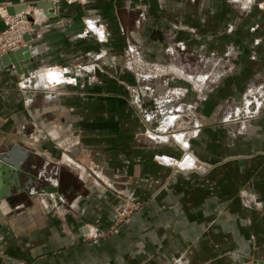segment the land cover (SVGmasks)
I'll return each instance as SVG.
<instances>
[{
    "label": "crops",
    "instance_id": "obj_1",
    "mask_svg": "<svg viewBox=\"0 0 264 264\" xmlns=\"http://www.w3.org/2000/svg\"><path fill=\"white\" fill-rule=\"evenodd\" d=\"M42 2H54L55 21L31 8ZM19 5L42 19L30 74L68 68L77 85L44 101L17 89L23 76L0 61V153L17 144L61 168L59 193L0 201V264L264 261V111L243 135L218 123L227 103L264 85V0H0V31L6 8ZM131 52L155 69L180 67L213 83L196 106L202 127L190 141L207 171L158 161L180 154L143 136L128 90L139 76L104 70L96 59L120 66ZM122 196L142 209L119 233L86 241L108 230Z\"/></svg>",
    "mask_w": 264,
    "mask_h": 264
},
{
    "label": "rangeland",
    "instance_id": "obj_2",
    "mask_svg": "<svg viewBox=\"0 0 264 264\" xmlns=\"http://www.w3.org/2000/svg\"><path fill=\"white\" fill-rule=\"evenodd\" d=\"M32 11L31 14L33 18L36 19V10ZM1 19L4 22V28L0 31V41H12L14 35L17 34V27L8 23L3 15H1ZM41 20L40 18L37 23ZM30 22L32 23L33 20ZM22 45H24L23 38L19 46L21 47ZM8 52L9 51L4 52L0 49V56ZM132 54L131 52L128 57L124 56L120 66L117 65L115 59H109L108 56L107 59H100V57L96 59L97 61H103L102 67H104V70L123 69L129 73H133L135 77L136 75L139 76V81H137L134 86L129 87L128 90L131 102L137 111L138 117L145 125L143 136L147 140L157 144L171 142L176 146L175 148L179 150L180 154L178 158L166 156V160H163V157H161L158 161L167 167L175 168V170L191 173L207 171L208 167L203 166V164H201L190 152V141L199 134L202 127V121L196 114V106L199 102L206 100L207 90H209L213 83H210V81L207 80L208 78L201 77L194 72L186 74V71L180 67L155 69L145 62L134 60ZM7 67H11V70H15L13 66H6L3 68ZM172 69H176L178 72L175 73ZM54 70L62 80H52L51 83L49 80H46L48 79L47 73ZM31 73L32 74L29 75L28 78H24L17 83V89L20 91L37 92L44 101H56V98L63 94L61 90L62 86L77 85L76 77L71 76V72L68 68H36L31 71ZM176 80L178 82H174ZM41 81L43 83H40ZM181 81L183 83H181ZM185 83L188 85L187 88L186 85H184ZM156 85L160 86V94H156ZM189 92L195 94L194 100L185 103L184 98ZM222 111L223 112L219 114L218 123L221 125L232 124L237 127L236 134L243 135L247 132L246 130L249 122L258 118L261 112L264 111V85L247 87L240 102L235 105L227 103ZM128 203H130L131 206L127 207L126 205ZM142 207V202L129 196H122V204L108 230L93 232L86 238V241L96 243L99 239L119 233L121 227L128 224L131 218L139 212ZM123 210L127 213L122 216L121 213ZM245 259L246 261L237 264H257L258 262V260L250 258ZM16 264L30 263L17 260Z\"/></svg>",
    "mask_w": 264,
    "mask_h": 264
},
{
    "label": "water",
    "instance_id": "obj_3",
    "mask_svg": "<svg viewBox=\"0 0 264 264\" xmlns=\"http://www.w3.org/2000/svg\"><path fill=\"white\" fill-rule=\"evenodd\" d=\"M54 2L33 4L31 8L43 10L48 21H55ZM27 9L26 5L9 6L7 15L14 16ZM31 21V19H30ZM32 33L23 36L24 46L14 52L0 56L3 67L13 66L15 71L29 77V68L34 64V57L41 51L36 38ZM61 168L49 163L43 156H39L20 145H13L10 150L0 153V201H7L17 195L24 194L28 197L59 193ZM237 263L246 261L245 258L234 256ZM257 264H264L258 261Z\"/></svg>",
    "mask_w": 264,
    "mask_h": 264
},
{
    "label": "built area",
    "instance_id": "obj_4",
    "mask_svg": "<svg viewBox=\"0 0 264 264\" xmlns=\"http://www.w3.org/2000/svg\"><path fill=\"white\" fill-rule=\"evenodd\" d=\"M30 10H32V9H30ZM3 17L5 18L6 21H8V23L15 25V27H17L18 30H17V34L14 35L12 41H4V42L0 41V49L4 52L5 51L14 52L20 48L19 45L21 43L23 36L27 33H32V29L25 28L24 21H26L28 23V26L31 27L34 24H36L35 19L33 18V15L30 14V11L29 12L23 11L19 14L14 15V16H9L5 13V15H3ZM30 19L33 20L32 23L29 21ZM126 206L129 207V206H131V204L128 203ZM125 213H127V212L123 210L121 215L123 216ZM121 215H120V217H121Z\"/></svg>",
    "mask_w": 264,
    "mask_h": 264
},
{
    "label": "bare ground",
    "instance_id": "obj_5",
    "mask_svg": "<svg viewBox=\"0 0 264 264\" xmlns=\"http://www.w3.org/2000/svg\"><path fill=\"white\" fill-rule=\"evenodd\" d=\"M26 12L28 11V10H25ZM30 11V14L32 13V11L31 10H29ZM28 11V12H29ZM37 14H35L36 15V19H35V22H37L40 18H41V15H39L40 13L39 12H37V11H35ZM24 25H25V28H30V29H32V26L30 27V26H28V23L26 22V21H24ZM26 32V31H25ZM29 75H31L30 74V72H29ZM43 76V75H42ZM41 76V77H42ZM40 77V78H41ZM45 77H46V75H45ZM44 77V78H45ZM47 77H48V79H46V80H49V82H51L52 80L53 81H59L61 78L59 77V75L57 74V72H55V70L54 71H51V72H48L47 73ZM42 80V79H41ZM62 80V79H61ZM48 82V83H49ZM40 83H43L42 81L40 82ZM45 83V82H44ZM52 83V82H51ZM54 83V82H53ZM46 85V84H45ZM148 132V131H147Z\"/></svg>",
    "mask_w": 264,
    "mask_h": 264
}]
</instances>
